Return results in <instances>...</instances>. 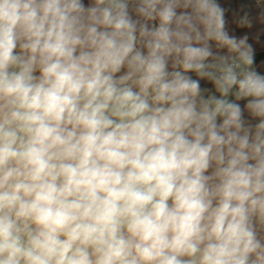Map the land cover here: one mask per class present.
Listing matches in <instances>:
<instances>
[{
  "label": "clouds",
  "instance_id": "1",
  "mask_svg": "<svg viewBox=\"0 0 264 264\" xmlns=\"http://www.w3.org/2000/svg\"><path fill=\"white\" fill-rule=\"evenodd\" d=\"M264 0H0V264H264Z\"/></svg>",
  "mask_w": 264,
  "mask_h": 264
},
{
  "label": "crops",
  "instance_id": "2",
  "mask_svg": "<svg viewBox=\"0 0 264 264\" xmlns=\"http://www.w3.org/2000/svg\"><path fill=\"white\" fill-rule=\"evenodd\" d=\"M228 2L231 4L232 7H235L238 3L242 2V0H228ZM257 51H258V54H260L261 56H264V40H262L257 45Z\"/></svg>",
  "mask_w": 264,
  "mask_h": 264
}]
</instances>
